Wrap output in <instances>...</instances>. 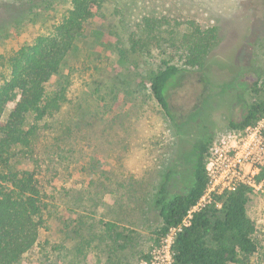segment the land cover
Returning a JSON list of instances; mask_svg holds the SVG:
<instances>
[{
    "label": "rangeland",
    "instance_id": "obj_1",
    "mask_svg": "<svg viewBox=\"0 0 264 264\" xmlns=\"http://www.w3.org/2000/svg\"><path fill=\"white\" fill-rule=\"evenodd\" d=\"M67 4L0 0V83L8 70L4 58L46 33ZM148 17L158 22L156 30L145 26ZM175 20L213 27L217 43L202 67L169 80L168 117L147 77L162 56L181 62L172 36L179 40L186 28ZM137 38L144 49L133 47ZM61 77L65 100L38 128L36 145L35 168L47 194L44 224L38 243L17 264H143L159 242L153 211L158 185L167 171L171 186L189 183L192 142L209 134L211 152L234 131V139L248 135L258 143L260 117L248 130H232L228 121L263 95L251 87L264 86V0H104L67 54ZM58 78L46 84V94ZM33 166L21 158L14 167ZM249 176L246 211L258 244L250 262L264 264V164ZM106 221L121 234L107 232Z\"/></svg>",
    "mask_w": 264,
    "mask_h": 264
},
{
    "label": "trees",
    "instance_id": "obj_2",
    "mask_svg": "<svg viewBox=\"0 0 264 264\" xmlns=\"http://www.w3.org/2000/svg\"><path fill=\"white\" fill-rule=\"evenodd\" d=\"M103 1L68 0L61 16L46 33L36 35L4 58L8 70L0 83V264H17L38 243L48 206L46 190L35 168L39 166L38 128L65 100L67 84L61 77V66ZM144 22L149 31L156 30V20L148 17ZM174 22L175 26L184 24L186 28L179 40L172 36V44L176 43L175 48L181 50V62L173 63L162 56L147 77L152 98L168 117L171 112L165 89L169 80L202 67L217 43L213 27L202 28L193 20ZM141 41L132 39L133 47L140 45L144 49L146 43ZM146 52L150 49L146 48ZM54 76L59 77L57 88L46 94V84ZM251 89L262 90L263 95L245 104L238 118L228 121L232 130L254 124L264 113V86L254 85ZM213 141L212 136L204 134L192 142V172L184 188L171 186L172 171H167L159 183L153 200V211L160 220L154 230V242L171 227L181 225L203 193L208 181L205 164ZM21 158L32 161L33 168L14 167ZM252 191L251 185L240 183L194 211L189 224L181 225L173 237L172 264H251L250 257L258 249L256 225L246 211ZM104 226L109 233L121 234L114 232L112 221L104 222Z\"/></svg>",
    "mask_w": 264,
    "mask_h": 264
},
{
    "label": "built area",
    "instance_id": "obj_3",
    "mask_svg": "<svg viewBox=\"0 0 264 264\" xmlns=\"http://www.w3.org/2000/svg\"><path fill=\"white\" fill-rule=\"evenodd\" d=\"M255 126L254 134L261 131L264 124V113ZM251 125L245 127L247 130ZM264 126L258 135V143H252L247 135L239 140L234 139V131L228 136L220 137L213 146L206 164L207 184L197 202L188 210L181 225H188L194 211L214 202L216 195L233 189L240 183L253 185L251 176L258 164H264ZM241 139V140H240ZM217 206L220 204L215 202ZM181 225L171 227L160 237L158 244L151 250L143 264H172L171 243Z\"/></svg>",
    "mask_w": 264,
    "mask_h": 264
}]
</instances>
